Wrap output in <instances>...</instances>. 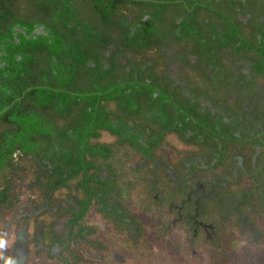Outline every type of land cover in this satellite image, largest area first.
Wrapping results in <instances>:
<instances>
[{
    "label": "flooded vegetation",
    "instance_id": "obj_1",
    "mask_svg": "<svg viewBox=\"0 0 264 264\" xmlns=\"http://www.w3.org/2000/svg\"><path fill=\"white\" fill-rule=\"evenodd\" d=\"M180 1V13L196 14L199 2ZM203 2L213 27L185 33L173 27L183 17L166 19L163 31L151 34L157 39L148 43L147 61L132 66L155 68L141 75L127 67L133 79L126 85L142 81L145 96L127 87L133 97L117 101L140 102L143 111L124 107L101 117L91 138L95 155L86 156L92 167L77 180L57 188L44 170L45 179L35 178L14 165V176L0 184L5 256L17 264H102L106 257L112 264L105 254L117 239L130 247L144 242V215L164 221L161 238L191 233V257L204 260L198 247L233 235L244 240L240 262L264 254V0ZM129 7L126 21L135 30L149 17H133L138 5ZM54 168L50 162L47 169ZM9 185L6 201L1 193ZM166 211L172 215L165 220Z\"/></svg>",
    "mask_w": 264,
    "mask_h": 264
},
{
    "label": "trees",
    "instance_id": "obj_2",
    "mask_svg": "<svg viewBox=\"0 0 264 264\" xmlns=\"http://www.w3.org/2000/svg\"><path fill=\"white\" fill-rule=\"evenodd\" d=\"M195 1L196 14L180 13V0H0V184L16 165L22 172L23 160L34 166L32 177L45 174L57 188L92 167L86 156L95 155L91 138L101 117L124 107L143 111L140 102L117 99L133 97L127 87L144 95L142 81L126 85L133 79L126 69L147 61L148 43L157 39L151 34L170 18L183 17L173 27L185 33L214 26L206 22L203 0ZM131 4L139 9L133 17H149L135 30L126 21ZM149 68L155 66L133 69L146 75ZM109 99H116L117 110ZM64 145L68 151L56 150ZM44 160L55 168L49 171ZM9 190L1 193L6 201Z\"/></svg>",
    "mask_w": 264,
    "mask_h": 264
},
{
    "label": "rangeland",
    "instance_id": "obj_3",
    "mask_svg": "<svg viewBox=\"0 0 264 264\" xmlns=\"http://www.w3.org/2000/svg\"><path fill=\"white\" fill-rule=\"evenodd\" d=\"M21 164L25 171L30 170L32 173L34 172V166L29 160H23ZM23 173L20 172V175H23ZM170 215L172 214L166 211L164 219H169ZM142 221L145 223V227L143 228L145 232L144 242L140 241L136 247H130L117 239L115 244L110 248V253L105 254L106 256L114 257L112 264H245L240 262L239 249L237 248L239 242L243 243L244 240L238 236L239 239L234 235L233 238H230V241H233L235 246L230 241L227 243L222 242V239L218 236V242L209 240L205 244L204 250L198 247L197 253L204 254L202 256L204 260H202L199 256L191 257L190 250L192 248L188 246L189 241H185V239L191 237V233L185 231V233L179 232L178 234H171L168 237L166 236V238H161L157 229L161 224H164V221L158 220L155 216L150 217L147 215L143 216ZM106 238H108V235ZM262 245H264V240ZM262 251L254 255L259 259L255 260L253 264H264L261 260L264 256ZM126 256L129 257L128 262L125 260ZM102 264H109L107 257Z\"/></svg>",
    "mask_w": 264,
    "mask_h": 264
},
{
    "label": "clouds",
    "instance_id": "obj_4",
    "mask_svg": "<svg viewBox=\"0 0 264 264\" xmlns=\"http://www.w3.org/2000/svg\"><path fill=\"white\" fill-rule=\"evenodd\" d=\"M9 246V241L6 239L5 235H0V249H5ZM0 260L3 261V264H17V261L12 256H5L3 252H0Z\"/></svg>",
    "mask_w": 264,
    "mask_h": 264
},
{
    "label": "bare ground",
    "instance_id": "obj_5",
    "mask_svg": "<svg viewBox=\"0 0 264 264\" xmlns=\"http://www.w3.org/2000/svg\"><path fill=\"white\" fill-rule=\"evenodd\" d=\"M162 211V210H161Z\"/></svg>",
    "mask_w": 264,
    "mask_h": 264
}]
</instances>
